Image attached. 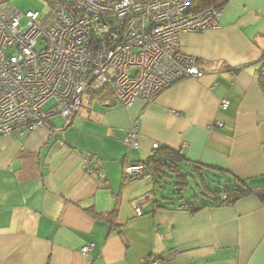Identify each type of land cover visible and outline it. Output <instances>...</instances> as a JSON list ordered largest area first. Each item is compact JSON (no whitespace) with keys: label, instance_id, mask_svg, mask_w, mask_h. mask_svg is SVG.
Here are the masks:
<instances>
[{"label":"crops","instance_id":"1","mask_svg":"<svg viewBox=\"0 0 264 264\" xmlns=\"http://www.w3.org/2000/svg\"><path fill=\"white\" fill-rule=\"evenodd\" d=\"M179 42L202 77L129 108L108 91L86 95L69 120L55 114L0 137V264H146L153 255L168 264H264L261 195L191 211L185 204L207 198L177 193L169 204L173 179L124 177L157 144L183 157L181 188L195 177L205 186L204 176L264 190V0H228L216 27L182 33ZM133 126L138 150L125 143ZM87 156L104 181L87 174Z\"/></svg>","mask_w":264,"mask_h":264},{"label":"built area","instance_id":"2","mask_svg":"<svg viewBox=\"0 0 264 264\" xmlns=\"http://www.w3.org/2000/svg\"><path fill=\"white\" fill-rule=\"evenodd\" d=\"M45 2L52 14L42 21L38 12L21 14L0 0V137L42 127L55 114L73 118L83 95L108 91L116 104L129 108L138 100L154 101L177 82L202 77L181 52L179 36L216 27L220 15L213 8L195 13L185 0ZM259 76L264 84V65ZM228 106L221 101L222 110ZM139 137L133 126L125 136L129 149L138 150ZM84 163L87 174L105 180L90 156ZM145 171L136 164L124 173ZM135 213L141 215L139 207ZM146 264L168 263L153 255Z\"/></svg>","mask_w":264,"mask_h":264},{"label":"trees","instance_id":"3","mask_svg":"<svg viewBox=\"0 0 264 264\" xmlns=\"http://www.w3.org/2000/svg\"><path fill=\"white\" fill-rule=\"evenodd\" d=\"M47 1V0H45ZM189 2L191 5L192 11L197 13L205 9L213 8L218 10L219 12L223 9L225 4L228 0H185ZM264 60V56L262 58ZM264 63V61H263ZM183 159V157L174 151H171L167 148H158L153 149L152 156L145 161L144 163H140L145 167V173L141 175L136 176H126L124 173L125 179L133 180L136 178L144 177L146 174L150 173L152 174V177L155 179V182L158 183L159 181H163L164 178L166 179H173L174 183H172L173 190L170 192V195L165 196L163 199L167 201V203L171 204L174 200V196L180 195V187L182 185H185L186 182H183V180L186 179L185 175L180 174L179 169H181L178 166V163ZM180 186L178 188V186ZM202 192L200 193L207 198L208 201L205 202V205L196 206L197 204H185L186 207L189 208V210L194 211L197 209H200L202 207H208L212 205L213 203L216 205H229L232 202L248 195L251 193H256L261 195V197L264 198V190H259L260 188H247V187H241L238 188L237 186H227L222 185V188H216V189H209L206 185L202 187ZM200 190V189H198ZM207 193V194H205ZM224 196L226 199L222 200L221 197ZM183 200V198H180ZM211 200V201H209ZM165 207L166 205H162ZM161 206V207H162Z\"/></svg>","mask_w":264,"mask_h":264},{"label":"rangeland","instance_id":"4","mask_svg":"<svg viewBox=\"0 0 264 264\" xmlns=\"http://www.w3.org/2000/svg\"><path fill=\"white\" fill-rule=\"evenodd\" d=\"M11 5L21 14H25L26 12H38L40 15V19L43 21L45 20L47 17H49L52 14V10L50 9V7L48 6V4H46V2L44 0H8ZM86 95L82 96V101H83V97H85ZM51 106V103H48L44 106V109H48ZM205 182V185L209 188V189H216V188H222V183H218V182H214V184L210 183L209 180L203 176V180L202 182ZM215 181V180H213ZM189 187H180L181 190V195L180 198H184L187 199L191 196H198V199H201V193L202 192V187L204 186L203 184H201V181L197 179V177H195V183L191 180V178L189 179ZM197 189H200L197 190ZM169 190V189H168ZM173 190V188L171 187V189L167 192L170 193ZM207 194V193H205ZM178 198V196H174L173 197Z\"/></svg>","mask_w":264,"mask_h":264}]
</instances>
